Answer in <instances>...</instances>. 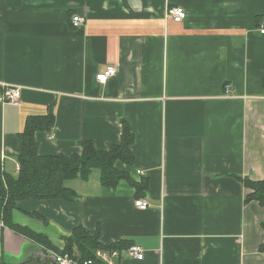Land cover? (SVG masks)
<instances>
[{
	"label": "crops",
	"instance_id": "1",
	"mask_svg": "<svg viewBox=\"0 0 264 264\" xmlns=\"http://www.w3.org/2000/svg\"><path fill=\"white\" fill-rule=\"evenodd\" d=\"M177 7L180 24L168 15ZM263 19L264 0H0V83L22 88L19 106L0 105L1 175H18L27 119L53 107V129L35 134L39 155L80 154L84 141L108 150L126 121L135 166L118 168L148 185L137 198L94 170L65 182L73 203L24 201L14 221L60 249L82 226L104 245L144 250L120 264H264V208L243 184L264 180ZM108 67L117 75L100 84ZM32 245L0 224V257Z\"/></svg>",
	"mask_w": 264,
	"mask_h": 264
},
{
	"label": "trees",
	"instance_id": "2",
	"mask_svg": "<svg viewBox=\"0 0 264 264\" xmlns=\"http://www.w3.org/2000/svg\"><path fill=\"white\" fill-rule=\"evenodd\" d=\"M54 124L53 107L43 117L27 119L26 128L21 134L22 150L18 157V175L3 176L0 173V224L54 254H68L80 264L95 260L97 251L123 253L133 245L132 242L121 241L104 245L100 241L99 232L92 233L82 226L76 227L70 237L64 238L65 247L61 250L47 235L36 233L14 222V213L19 210V203L24 201L62 200L73 203L78 199L77 193L68 188L65 182L77 179L87 182L94 170L101 172L103 187L116 189L121 182H126L135 189L137 198H141L148 189L145 179L137 182L130 172L118 168L120 163L129 168L135 166L132 150L135 136L126 121L122 123L120 144L112 145L108 150H98L93 142L84 141L79 144L80 154L41 156L35 134L40 131L50 132ZM243 184L251 192L246 201H256L264 208V180L254 182L244 179ZM22 213L45 227L49 226L48 218L39 212ZM261 227L264 229V222ZM260 251L264 253V245L260 247Z\"/></svg>",
	"mask_w": 264,
	"mask_h": 264
},
{
	"label": "built area",
	"instance_id": "3",
	"mask_svg": "<svg viewBox=\"0 0 264 264\" xmlns=\"http://www.w3.org/2000/svg\"><path fill=\"white\" fill-rule=\"evenodd\" d=\"M169 17L175 23H183L187 19V13L182 8H172L168 12ZM85 20L81 16H74L72 18V25L74 28H81L84 26ZM258 30L262 36H264V19L259 24ZM117 68L108 67L103 70L100 74L97 75L96 80L100 84H107L110 78L116 77ZM22 97V88L17 86H11L8 84L0 83V105H11V106H19L21 103ZM51 140H54V135H50ZM20 170V166H18V171ZM142 174L141 172H138ZM135 206L137 209L141 211H146L150 209V205L145 200H136ZM123 254L128 256L132 260L143 261L145 257L144 250L139 246L132 245L128 248V250L123 253L119 252H105V251H97L95 260L87 261L84 264H120V261L123 258ZM56 258L57 264H80L75 261L68 254L66 255H57L54 254Z\"/></svg>",
	"mask_w": 264,
	"mask_h": 264
},
{
	"label": "flooded vegetation",
	"instance_id": "4",
	"mask_svg": "<svg viewBox=\"0 0 264 264\" xmlns=\"http://www.w3.org/2000/svg\"><path fill=\"white\" fill-rule=\"evenodd\" d=\"M40 247V246H39ZM41 248V253L39 254L38 251H35L37 254L36 256L32 258H20V259H6L3 257H0V264H57L53 256L55 257L54 253L51 250L45 249L43 247Z\"/></svg>",
	"mask_w": 264,
	"mask_h": 264
},
{
	"label": "water",
	"instance_id": "5",
	"mask_svg": "<svg viewBox=\"0 0 264 264\" xmlns=\"http://www.w3.org/2000/svg\"><path fill=\"white\" fill-rule=\"evenodd\" d=\"M32 243V242H31ZM33 245V248H35L30 254H29V256L28 255H25L26 257H28L29 259L30 258H32V257H34V256H36L37 254L35 253V251H38L39 252V254L41 253V248L39 247V246H37L36 244H34V243H32ZM42 254V253H41ZM26 257H25V259H26ZM35 258V257H34ZM53 259H54V261L56 262V258L53 256Z\"/></svg>",
	"mask_w": 264,
	"mask_h": 264
},
{
	"label": "rangeland",
	"instance_id": "6",
	"mask_svg": "<svg viewBox=\"0 0 264 264\" xmlns=\"http://www.w3.org/2000/svg\"><path fill=\"white\" fill-rule=\"evenodd\" d=\"M95 173H98V172H95ZM24 214V213H23ZM25 215V214H24ZM28 217V216H27ZM15 222V221H14ZM16 223V222H15ZM16 224H18V223H16ZM35 224H37V223H35ZM60 249V248H59ZM62 250V249H61Z\"/></svg>",
	"mask_w": 264,
	"mask_h": 264
}]
</instances>
